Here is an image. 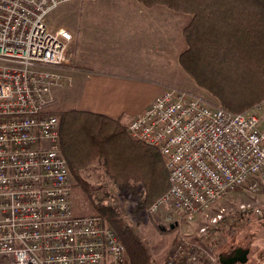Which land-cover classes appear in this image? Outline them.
Instances as JSON below:
<instances>
[{"label":"built area","instance_id":"obj_1","mask_svg":"<svg viewBox=\"0 0 264 264\" xmlns=\"http://www.w3.org/2000/svg\"><path fill=\"white\" fill-rule=\"evenodd\" d=\"M71 1L0 0V60L15 64L0 65V264L125 261L114 228L101 216L73 212L71 173L52 113L55 91L70 86L63 70L73 34L52 30L47 20ZM127 132L157 148L168 171V191L149 208L160 220L165 208L168 223L176 216L196 221L230 193L264 189V100L235 113L168 87ZM225 212L213 220L224 230ZM210 227L199 229L201 239L179 238L165 264H217L219 228Z\"/></svg>","mask_w":264,"mask_h":264},{"label":"trees","instance_id":"obj_2","mask_svg":"<svg viewBox=\"0 0 264 264\" xmlns=\"http://www.w3.org/2000/svg\"><path fill=\"white\" fill-rule=\"evenodd\" d=\"M137 1L191 16L183 30L186 48L180 65L224 108L242 113L264 100V0ZM57 116L62 153L84 190L89 185L81 183V170L101 162L122 187L132 181L143 185L138 210L149 209L168 191L169 174L159 150L132 140L122 121L84 110L60 111ZM99 210L118 233L131 264H146L137 233L123 226L111 209Z\"/></svg>","mask_w":264,"mask_h":264},{"label":"crops","instance_id":"obj_3","mask_svg":"<svg viewBox=\"0 0 264 264\" xmlns=\"http://www.w3.org/2000/svg\"><path fill=\"white\" fill-rule=\"evenodd\" d=\"M75 2L70 80L61 111L84 110L127 125L165 88H198L182 70L180 55L186 25L180 12L145 7L137 0ZM57 91V90H56ZM55 91V92H56Z\"/></svg>","mask_w":264,"mask_h":264},{"label":"rangeland","instance_id":"obj_4","mask_svg":"<svg viewBox=\"0 0 264 264\" xmlns=\"http://www.w3.org/2000/svg\"><path fill=\"white\" fill-rule=\"evenodd\" d=\"M107 1L113 2L116 0ZM75 2L83 1L75 0L63 3L50 13L47 21L52 30L67 29L68 26L75 25L76 20L71 18L68 12L69 8L78 4ZM181 16L182 25H186L190 19V15L181 13ZM72 43L69 47V54H71ZM185 48L186 40L182 41V51ZM71 64L72 61L66 65V68ZM0 65L15 64L10 61L0 60ZM182 70L184 69L182 68ZM189 77L191 78V76ZM192 82L195 81L193 80ZM170 87L196 94L208 103L221 104L217 98L198 86L196 89ZM67 91V88H64L54 93L57 102L52 107V113L56 116L61 111L58 107V101L67 97ZM80 177L81 183L88 184L89 188L88 191L84 190L81 184L78 183V180L71 175L74 214L77 216L98 215L105 220L107 219L106 216L100 210L98 211V209L104 207L105 211L108 209L114 211L117 218L122 221L123 226L129 227L137 233L140 247L143 249L141 251L142 255L144 259L146 258V264H165L167 257L171 250L175 248L174 246L179 241V238L188 236L192 241H195L192 238H202L204 233L199 231L202 226H212L209 228L212 231L219 228V231L217 230L219 234L217 235L221 239V242H217L216 245V253L219 258L217 264H222L221 258L229 256L239 248L244 250H247L246 248L249 249L247 262L243 264H264V189L254 194L246 193V191H235L221 199L210 209L206 216L199 217L196 221L190 222L176 216L173 222L168 223L165 217L171 215L165 208L161 210L165 214L163 220H160L159 216L149 213V209H137L140 206V200L145 194L142 184L132 181L129 186L122 187L119 182L106 174L105 167L101 162L93 163L81 170ZM242 205L249 207L245 211H242L240 209ZM256 209H261L263 215H257ZM222 210L226 211L223 214L224 218L229 220V229L226 230H224L223 224L219 223L221 220L218 219L219 221L215 225L213 222L215 218L219 217ZM214 226L217 227L214 228ZM124 263L131 264L128 253H126Z\"/></svg>","mask_w":264,"mask_h":264},{"label":"water","instance_id":"obj_5","mask_svg":"<svg viewBox=\"0 0 264 264\" xmlns=\"http://www.w3.org/2000/svg\"><path fill=\"white\" fill-rule=\"evenodd\" d=\"M174 227V226H172ZM234 256L229 257L228 259L221 258L222 264H236V263H246L247 262V256L249 253V249L244 250L242 248H239L234 251Z\"/></svg>","mask_w":264,"mask_h":264},{"label":"flooded vegetation","instance_id":"obj_6","mask_svg":"<svg viewBox=\"0 0 264 264\" xmlns=\"http://www.w3.org/2000/svg\"><path fill=\"white\" fill-rule=\"evenodd\" d=\"M235 252H233L232 254H230L229 256L225 257L224 259H228L231 256H234Z\"/></svg>","mask_w":264,"mask_h":264}]
</instances>
